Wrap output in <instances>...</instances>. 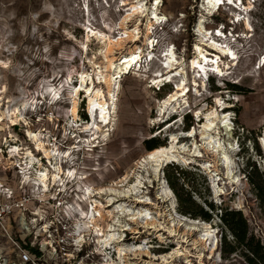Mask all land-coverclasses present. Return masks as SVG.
<instances>
[{
	"label": "rangeland",
	"instance_id": "obj_1",
	"mask_svg": "<svg viewBox=\"0 0 264 264\" xmlns=\"http://www.w3.org/2000/svg\"><path fill=\"white\" fill-rule=\"evenodd\" d=\"M158 1L154 6L155 0H0V204L10 208L0 224V264H264V0H219L216 8L212 0ZM133 9L142 17H128ZM154 16L161 21L148 32L146 23ZM108 42L120 46L109 54ZM131 51L140 60L121 72L117 65ZM216 52L220 57L212 66ZM109 59L116 65L111 69ZM171 62L178 78L156 90L164 82L156 79L165 74L161 66ZM213 71L221 77H210ZM109 77L115 112L109 115L111 124L101 128L100 146L89 148L94 138L85 131L97 125L93 117L100 119L95 109L90 116L88 101L93 99L95 108L98 101L110 103L104 84ZM181 77L187 106L166 112L163 101ZM194 78L206 92L203 87L196 95ZM50 93L60 98L54 105ZM16 116L19 121L13 123ZM206 124L211 130L202 139ZM220 125L227 138L215 135ZM191 129L196 136L185 137ZM27 130L35 141L27 138ZM171 134L179 140L173 152L199 157L191 164L165 165L157 183L151 178L156 160L140 162L149 152L143 142L155 137L165 147ZM38 143L60 154L74 151V164L63 166L71 180L46 193L32 184L36 166L32 174L25 169L28 151L48 169ZM216 146L231 149L225 158L206 150ZM127 174L125 186L142 179L137 186L145 201L142 207L127 204L131 216L102 208L105 195L95 199L103 231L111 226L118 238L122 227L137 230L122 233L118 253L117 245L101 246L107 233L78 236L77 214L91 204L82 201L84 189L108 190ZM222 209L241 213L250 246L236 242L220 219ZM204 212L209 221L201 217ZM92 214L97 217L95 210ZM206 226L212 227L209 234ZM204 238L205 248L197 243ZM27 246L40 256L24 261L22 255L32 253Z\"/></svg>",
	"mask_w": 264,
	"mask_h": 264
},
{
	"label": "bare ground",
	"instance_id": "obj_2",
	"mask_svg": "<svg viewBox=\"0 0 264 264\" xmlns=\"http://www.w3.org/2000/svg\"><path fill=\"white\" fill-rule=\"evenodd\" d=\"M218 2H219V0H212V7L216 8V5ZM158 5H159V1L155 0L154 6H158ZM135 15L142 17V12H138L137 10L133 9L130 12L128 17L135 16ZM160 21H161V18L158 16L153 17V22H152V20L151 21L148 20L146 23L147 31L149 32L150 27L153 24L159 23ZM133 37H135V36H133ZM114 46H120V42H116V44H111V42H108L105 46L106 52L111 54L113 52ZM209 47H210V49L216 50L220 54L222 53L223 55L226 54V52H227L226 50H224L220 47H217L215 45H210ZM210 49H208V50H210ZM210 51H212V50H210ZM201 53L199 55V56H201V58L198 56L199 59H201V62L203 64L206 63L207 66H209L208 62L204 58V55H201ZM215 55H216L215 56V62L212 63V66H213V64H216V62H218L219 57H220L217 52L215 53ZM165 56L168 57L167 55H165ZM226 58L228 59V57H226ZM233 59H235V58L233 57ZM139 60H140V55L137 54L135 51H131V52H129V55L127 57H125L124 61L121 64L117 65V67L120 68L119 70L121 72L123 70L128 71V69L133 64L138 62ZM114 66H116V65H114L113 59L107 60V69H111ZM161 69L163 71H165V74L156 76V79L158 77H160V81H158V82L161 83L162 81H164V82L166 81V82L173 83V80L175 78H178V74H175V73H174L175 75L173 74L174 70H176L174 63H172V62L168 63V64H166V66L162 65ZM202 70L205 72L206 69L202 68ZM217 70H218V72H221L220 69H217ZM205 75H206V73H205ZM184 80L185 79L181 77L179 79V81L177 82L176 86L173 88L172 94H170V96L166 97L165 100L163 101L162 105L165 107L166 112L169 109H172V111H173V110L182 109L183 105L187 106L186 104L188 103V100H187L188 93H186L187 88H186ZM199 80H201L200 77H199ZM82 82H84V80ZM112 82H113L112 77H109L106 80H104V84L107 87V92H108V96H109L108 101L110 103L107 105L108 102L106 103L105 100H101V101L97 102V104H96L97 106L96 105L95 106L97 107L98 110H96L95 113L99 114L98 118L100 120L98 121V120H96V117H93V122H96L97 125L95 127L91 128L90 130L85 131L88 133L91 132V136L94 138L93 144H90L89 148H94V147L100 146V140H99L98 135H100V133H102L101 128L102 127L103 128L108 127L111 124V119H110L109 115L115 112V105H114L113 98L111 96ZM193 82L195 84L194 85L195 86V93L197 95L199 93V91H201L200 89L205 87V86H204V84H202L201 88L199 89V85H200L199 82L195 78H194ZM200 82L203 83L202 81H200ZM160 83H158V84H160ZM205 90H206V87H205V89H203V91L206 92ZM189 91H191V90L189 89ZM98 95L99 94L95 93V98H97ZM203 95L204 94H202V96ZM50 96H52L50 101H49L51 105L52 104L54 105L56 102H58V100H60V98L55 96L53 93H50L48 97H50ZM92 101H93V99L88 101L89 102L88 103V105H89L88 109H89L91 117L94 115L93 109H95L94 105H92ZM97 111H98V113H97ZM71 113H72L73 117H75V115H76V101L74 99L72 102ZM18 115L19 114H17V116ZM17 116L15 117L14 120H12L13 123L19 121ZM71 127H73V126H71ZM168 128H170V127H168ZM214 129H215L214 133L217 137L227 138L226 134H228L227 133L228 130L225 129V127L220 125ZM165 130H167V129H165ZM208 130L209 131L211 130V124L204 125V129L201 132L202 139H205V136H203V135H206ZM185 133H186L185 137H187V138H194L196 136V132L194 129L189 130ZM172 135L173 134L170 135L171 136L170 141H169V144L167 146H165V147L161 146V147H158L152 151H149L143 157V159H141V161H140V162H150V161L156 160V165L154 166V168L151 171V178L153 181H155L157 183L162 181V178H163L162 177V168L165 165H167L169 163L191 164L194 162L195 158L199 157V155L195 154V152H192L193 154H191L190 158H184L183 156H179L178 152H177V154L175 152H173L172 148H173V146H175L176 144L179 143L178 142L179 140L177 137L172 136ZM26 136H27V138H29L33 141L36 140L33 133L30 132L29 130L26 131ZM94 143H97V145H94ZM74 147H77V146L73 145V148ZM181 149H183V147ZM230 149L227 147L216 146V147L208 148L206 150H208L211 154L216 155L217 157L221 156V157L225 158L226 154L228 153V150H230ZM37 150H40L42 152L44 157L47 159L49 166H48V169L42 168L40 163L35 161L31 152L28 151L25 153L26 159L30 158V161L26 162V168H25L27 171L26 174H29V173L32 174L33 169H35L34 167L36 166V171H34V182L32 183L33 185L40 187L42 189V191L46 193L50 190V188H52V187L56 186L57 184L63 182V179H66V180L70 179L71 180V178H69L70 177L69 170L68 171H67V169L65 170L63 168V166L74 164V160H73L74 158L72 157V154H74V151H70V149H69L67 152L60 154L52 148L45 149V147L41 143L37 144ZM232 151H233V149H232ZM17 155H19V153ZM218 161H221V159L218 158ZM218 166H220V164H218ZM203 168L207 169L209 167L204 165ZM130 178L131 177L128 174L124 175L123 178L120 179V181L114 182L111 185H109L108 190L99 189L97 191H94L90 188L84 189L82 201L89 202L91 204H90V206L88 205V208L86 211L80 210L79 213L77 214L78 219L80 220L79 224H81V227L78 226L79 227L77 230V232L79 234L78 236H80L81 234H88V233L91 234L93 232V235L95 237L103 238L105 236V233H107L105 238L102 241L103 245H101V246L105 247V249H109L112 247V245L114 246V248L117 245L115 250H116V252L120 253L121 252L120 249H122V248H121V246H119V243L121 241H124L123 240L124 234H122V233H124L126 230H130L132 233L138 234L136 229H129L128 227H125V228L122 227L121 228V235L118 238H114L113 233H111L114 229L112 230L111 226H107L106 230L103 231L102 228L100 227V225L98 224V221L103 220V215L101 214V211L99 210V208L97 209V206L99 205L101 207V205L95 199L101 198L103 195H105L106 202H105V206H102V208L103 207L104 208L113 207L112 208L113 214L115 213L117 215H122L125 217L131 216V214H129V210L127 209V207H128L127 204H131V205H135V206H141V207L143 206V202H145V201L143 199V196L140 195L139 187L137 186V185L142 184V179L141 178L136 179L135 180L136 184H134L133 186L132 185L125 186L126 184H128L130 182ZM75 179L76 178H74L72 181H75ZM78 182L76 181V183H78ZM93 210H95L97 213L96 218L92 214ZM112 213H110V216L112 215ZM138 215H141L140 212L138 213ZM112 218L114 219V216ZM130 219L133 220V217H131ZM142 221H144V219H142ZM145 225L146 226L154 225V223L149 224L145 221ZM211 228L212 227H210V226H206L204 228V231L207 234H209L211 232L210 231ZM191 233L192 232H190V234ZM98 241H100V240L98 239ZM206 242H207V238H204L202 240L197 241V243L204 248H205ZM213 248L214 247H211V249H213ZM211 252H212V250H211Z\"/></svg>",
	"mask_w": 264,
	"mask_h": 264
},
{
	"label": "trees",
	"instance_id": "obj_3",
	"mask_svg": "<svg viewBox=\"0 0 264 264\" xmlns=\"http://www.w3.org/2000/svg\"><path fill=\"white\" fill-rule=\"evenodd\" d=\"M235 86L236 85H234V84L232 85V87H235ZM84 120H86L85 116H84ZM143 144H144V147L147 149V151H152V150L156 149L157 147L161 146L158 139H156L155 137L144 141ZM253 169H254V166L251 167V170H253ZM177 174H179L178 176L180 177L181 174H183V171L182 170L179 172L177 171ZM165 179H166L169 187L174 191L177 200L181 203L180 205L183 206V204H182L183 199H182L181 195H179L175 191L174 184H173L170 176L167 175L166 173H165ZM251 184H253L252 181H251ZM260 191H261L260 187L259 188L257 187V194L260 193ZM200 215L203 219H205V221H209L210 216L207 214V212L201 213ZM220 219L222 220V222L224 223V225L228 229V231L236 239V242L239 245L244 244L245 246H250V245H248L249 242L245 243L246 242V234H247L246 223L242 219L240 212H232V211H227V209H222ZM26 248H27V250L32 252L35 256H40V252L38 250L33 249V248H29L28 246ZM249 250H250L251 254L253 255V257L258 256L257 249H253L252 247H249ZM250 262H253V261L250 260Z\"/></svg>",
	"mask_w": 264,
	"mask_h": 264
},
{
	"label": "built area",
	"instance_id": "obj_4",
	"mask_svg": "<svg viewBox=\"0 0 264 264\" xmlns=\"http://www.w3.org/2000/svg\"><path fill=\"white\" fill-rule=\"evenodd\" d=\"M9 209L10 208L8 207V204H0V224H1V222H3L4 217L9 213ZM1 227H2V229L4 231H6V228H5L4 225H1ZM22 257H23V260L24 261H28L31 258L34 259L35 258V255L33 253H30V256H28L26 254H23Z\"/></svg>",
	"mask_w": 264,
	"mask_h": 264
},
{
	"label": "clouds",
	"instance_id": "obj_5",
	"mask_svg": "<svg viewBox=\"0 0 264 264\" xmlns=\"http://www.w3.org/2000/svg\"><path fill=\"white\" fill-rule=\"evenodd\" d=\"M210 77H212L211 75H209Z\"/></svg>",
	"mask_w": 264,
	"mask_h": 264
},
{
	"label": "water",
	"instance_id": "obj_6",
	"mask_svg": "<svg viewBox=\"0 0 264 264\" xmlns=\"http://www.w3.org/2000/svg\"><path fill=\"white\" fill-rule=\"evenodd\" d=\"M192 130V129H191ZM263 150H264V147H263Z\"/></svg>",
	"mask_w": 264,
	"mask_h": 264
}]
</instances>
